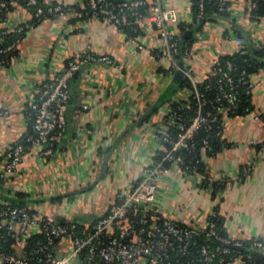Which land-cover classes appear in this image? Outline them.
Segmentation results:
<instances>
[{
    "label": "crops",
    "instance_id": "0c3cea01",
    "mask_svg": "<svg viewBox=\"0 0 264 264\" xmlns=\"http://www.w3.org/2000/svg\"><path fill=\"white\" fill-rule=\"evenodd\" d=\"M44 1L86 8L85 0ZM146 1L150 10L160 3L176 12L179 24L171 30L178 36L179 25L194 22L195 0ZM227 1L229 19L212 18L189 38L193 44L184 63L199 84L212 76L220 58L238 53V38L257 50L264 46V19L251 20L252 0ZM30 20L27 11L16 10L7 27ZM140 31L133 43L118 28L98 20L71 24L69 18L47 19L20 43L17 60L7 68L0 66V113L7 112L0 116L1 173L6 152L29 131L31 102L68 60L91 53L115 61L114 66L93 64L79 72L71 86L63 144L52 158L42 156L41 148L30 150L17 172L0 183V203L23 196L33 212L88 228L155 164L161 153L158 135L170 104L188 101L190 95L174 83L169 63L158 57L163 52L158 30L144 22ZM251 81L259 84L252 94L253 112L223 116V139L230 147L205 158L210 183H223V190L213 195L212 187L202 186V176L173 170L157 189L155 206L162 217L204 229L217 211L228 236L264 242V71ZM246 167L251 172L240 182ZM70 248L69 240L60 241L57 257L67 255Z\"/></svg>",
    "mask_w": 264,
    "mask_h": 264
},
{
    "label": "built area",
    "instance_id": "2783aa9c",
    "mask_svg": "<svg viewBox=\"0 0 264 264\" xmlns=\"http://www.w3.org/2000/svg\"><path fill=\"white\" fill-rule=\"evenodd\" d=\"M211 1L213 0H198L197 15L187 32L199 26L205 18L206 6ZM226 3L227 0L219 1L220 10H226ZM87 6L90 20L114 26L122 33V27L129 25L130 20L139 29L144 22L152 24L160 33L163 42L160 58L169 63L170 73L175 76L181 63L177 60L181 35L178 36L171 30L172 26L179 24L174 10L165 9L160 3H156L150 10L146 0H119L118 3L115 0H87ZM251 7L256 8V0L252 1ZM10 9L25 10L31 19L33 16L40 18L45 13L39 7L38 0H27L25 5L22 0H0V15L3 14L6 18L4 21L0 20V30H3L0 31V37L9 33H20L22 30V23L15 28L7 27L12 13ZM143 9L147 11L142 12ZM47 14L64 18L81 16L75 9L62 4L49 7ZM127 38L133 43L136 42L135 39ZM236 42L239 46L238 53L247 55L246 40L238 38ZM20 43L18 41L1 48L0 57L17 52ZM189 55L190 49H186L185 56ZM18 56L19 53L13 56L10 63L13 64ZM3 64L0 60L1 67ZM93 64L114 66L115 61L110 56L77 54L37 93L29 107L30 133L25 143L19 141L6 152L0 183L17 172L26 154L32 149L41 148L42 156L47 158L55 156L57 149L63 144L68 128L72 82L83 68ZM232 70L233 64L230 62L226 64V68H221L219 62L215 63L212 76L220 77L217 81L219 95L214 105L215 113L205 114L203 109L207 102L199 91L200 84L191 69L185 65L184 78L191 85V90H186L197 101L196 116L186 124L184 119L169 110L158 135L161 159L145 170L139 183L121 196L120 201L110 208L104 218L90 227L79 230L74 223L61 224L43 214L33 213L29 206L12 207L1 202L0 264H247L240 253L232 251L243 248V242L230 236L222 237L216 230L215 223L209 221L204 229L185 226L162 217L155 206L161 180L173 170L187 176V169H183L185 159L178 153L194 147L189 143L199 129H212L217 123L215 114L226 116L237 109L235 81L230 75ZM258 86V83L251 81L248 94H253ZM3 115H7V112L0 113V116ZM172 127H177L180 131L176 139L164 133ZM219 136L222 137V133ZM250 172L251 169L246 167L242 170V175L248 176ZM193 174L198 173L193 171ZM202 179L203 182L206 180L203 176ZM37 236H41L42 240H35ZM199 237H205L206 244L198 246L195 240ZM64 240L71 243L69 253L57 257V244ZM211 241L215 244H209ZM5 243H11L10 250L5 249ZM248 250L251 253H264V242L252 240Z\"/></svg>",
    "mask_w": 264,
    "mask_h": 264
},
{
    "label": "trees",
    "instance_id": "16d2710c",
    "mask_svg": "<svg viewBox=\"0 0 264 264\" xmlns=\"http://www.w3.org/2000/svg\"><path fill=\"white\" fill-rule=\"evenodd\" d=\"M39 1V7L44 9V15L40 18H36L33 16V18L26 24H23L21 26V32L20 33H9L5 37H0V49L5 48L7 46H10L16 42H22L24 38L28 35V33L32 30L37 28L40 24H42L47 19H54L58 16L56 15H49L47 14V9L49 7H55L58 5V3H48L44 0H38ZM254 1V0H252ZM27 0H22V3L25 5ZM116 3L119 2V0H115ZM86 8L85 10H80L75 7H71L76 10L78 14L81 16L79 17H71L70 23L75 24L80 20H90V14L87 6V0H85ZM197 9H198V0L194 1L193 4V13L194 18L197 15ZM224 11L220 10L219 7V0H213L206 6V15L205 18L201 21L199 26L193 27V31L200 32L203 29V26L212 18L217 19H229L231 16L230 11V3H226ZM13 9H10V12H13ZM35 11V10H34ZM142 12L147 11L146 9L141 10ZM250 18L252 21H261L264 19V0H256V8L250 9ZM5 15H0V20L4 21ZM187 26L179 25V29L181 32V47L180 52L177 56V60L179 62H185L186 56H185V50L191 49V46L193 44V39L184 40L183 35L187 32ZM123 33L132 39H137L141 35L140 29L133 24V21L130 20L129 25L122 27L121 29ZM3 31V30H0ZM248 54L242 55L240 53H236L233 55H228L226 57H222L219 60V66L221 68H226V64L228 62L233 64V70L230 72L231 77L235 81V93L238 100L237 109L233 112L228 113V115L231 118L236 117H245L247 115H250L253 112V102H252V94H248V90L250 87L251 77L253 75L258 74L261 71H264V46L260 47L259 50L256 49V47L252 44H247ZM17 52H12L9 54L2 55L0 57L1 62H3V67L7 68L11 65L10 61L13 56L18 55ZM158 55V57H160ZM220 77L219 76H210L203 84L199 85V91L201 95L203 96L204 100L207 102L205 108L203 109V112L205 114L207 113H215L214 112V105L216 104L215 101L219 95V88L217 86V81ZM179 87L181 89H187L191 90V85L188 80H184ZM44 88V86L41 88V90ZM40 90V91H41ZM169 110L171 113H176L180 118L184 119L186 124L189 123V120H192L196 116L197 112V101L195 100L194 96H190L188 101H181V102H172L169 106ZM217 123L213 125L212 129L210 131H207L205 128H201L198 130L196 135L194 136L193 140L189 143L191 149L189 150H181L178 155H182L185 159V166L183 167L184 170L187 169V176L193 174V171L197 172L198 174L202 175L206 180L202 183L203 187H209L210 180L207 176V165L205 163V158H213L216 155H218L223 150L230 147L226 143V141L223 139V124L222 119L223 116L217 115ZM262 121L264 122V115L261 116ZM31 127V126H30ZM28 133L20 140V142L23 144L26 141L27 135L30 133V128ZM179 130L177 127L169 128L166 132H164L166 135L170 136L172 139H176ZM219 133H222V137L219 136ZM207 142V144H205ZM206 147V148H205ZM162 154L159 153L156 162L161 159ZM241 181H244L245 176L240 174ZM212 186V194L216 195L218 192L223 190L224 184L223 183H214L211 184ZM12 207H25L28 206L27 201L23 196H18L16 199H6L5 201ZM3 206H0V209H2ZM33 212V211H32ZM35 213V212H33ZM216 214H214L209 221L216 224V230L222 237H228L226 230L224 228V221L223 219L217 214V211H215ZM74 224L77 225L79 230H83L84 227L80 225L79 223L74 222ZM35 240H42L41 236H37L34 238ZM196 243L198 246H202L206 244L205 237H199L196 240ZM252 241V240H251ZM251 241H242L244 244L243 248H235L232 249L233 252L240 253L244 258L243 261L247 264H264V253L255 251V252H249L248 246L250 245ZM209 244L214 245L215 242L211 241ZM5 249H11V243H5ZM195 251V247H194ZM195 256L197 257L196 253ZM194 256V257H195ZM250 257V258H248Z\"/></svg>",
    "mask_w": 264,
    "mask_h": 264
},
{
    "label": "water",
    "instance_id": "95a60500",
    "mask_svg": "<svg viewBox=\"0 0 264 264\" xmlns=\"http://www.w3.org/2000/svg\"><path fill=\"white\" fill-rule=\"evenodd\" d=\"M192 34H193V30L188 31L186 34H184L183 39L188 40L189 38H191ZM256 49H258V48H256ZM184 72H185V63L181 62L179 65V70L175 73L174 83L181 84L185 80ZM77 75L75 76V78L77 77ZM71 103H72V101H70V104Z\"/></svg>",
    "mask_w": 264,
    "mask_h": 264
}]
</instances>
